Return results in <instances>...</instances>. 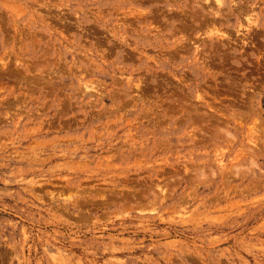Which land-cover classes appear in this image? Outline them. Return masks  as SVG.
Wrapping results in <instances>:
<instances>
[{"label":"rangeland","instance_id":"1","mask_svg":"<svg viewBox=\"0 0 264 264\" xmlns=\"http://www.w3.org/2000/svg\"><path fill=\"white\" fill-rule=\"evenodd\" d=\"M221 1L0 0V264H264V0Z\"/></svg>","mask_w":264,"mask_h":264},{"label":"bare ground","instance_id":"2","mask_svg":"<svg viewBox=\"0 0 264 264\" xmlns=\"http://www.w3.org/2000/svg\"><path fill=\"white\" fill-rule=\"evenodd\" d=\"M217 3H218V4H222V1H221V0H217ZM217 3H216V4H217ZM232 4H233V3H232ZM245 4H246V3H245ZM236 8H237V7H236ZM214 15H215V14H214ZM249 15H250V14L247 15V17H246V18H247L246 21L249 22V24H250V22H251V18H250ZM254 21H255V20H254ZM241 24H242V23H241ZM213 26H214V25H213ZM239 26H240V25H239ZM240 28H241V27H240ZM238 32H239V31H238ZM219 113H220V112H219ZM227 125H228V124H227ZM258 135H259V134H258ZM259 139H260V138H259ZM259 139H258V140H259ZM253 140H254V139H253ZM256 140H257V138H256ZM254 141H255V140H254ZM254 141H252V142H253L252 144H254V143L256 142V141H255V142H254ZM262 143H263V142H262ZM255 144H257V143H255ZM257 145H258V144H257ZM257 145H256V146H257ZM251 146H252V145H251ZM262 146H263V145H262ZM254 147H255V145H254ZM254 147H253V148H254ZM253 151H254V150H253ZM254 152H255V151H254ZM260 157H261V156H260ZM251 159H252V158H251ZM252 161H253V160H252ZM221 162H222V160H221ZM219 163H220V162H219ZM220 164H222V163H220ZM220 167H221V166H220Z\"/></svg>","mask_w":264,"mask_h":264}]
</instances>
